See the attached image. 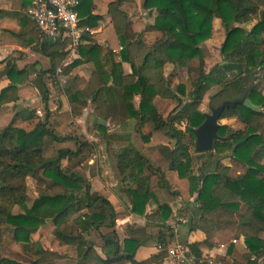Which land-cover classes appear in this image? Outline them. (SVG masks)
<instances>
[{"label": "trees", "instance_id": "16d2710c", "mask_svg": "<svg viewBox=\"0 0 264 264\" xmlns=\"http://www.w3.org/2000/svg\"><path fill=\"white\" fill-rule=\"evenodd\" d=\"M31 5L32 0H25L21 8ZM124 6L120 0L108 5L122 46L120 61L111 48L86 32L77 48L79 58L61 67L60 75L52 63L47 70H19L12 61L5 66L10 84L0 91V112L18 103L20 87L31 76L45 112L43 121L31 130L16 124L32 120L33 111L17 113L9 126L0 129V264H17L2 257L5 230L25 243L27 253L35 251L32 264H164L168 247L177 242L189 257L202 260L208 257L205 251L216 248V239L228 233L235 240L244 239V250L230 245L225 256L216 257L218 261L264 264V0H143L141 9L150 16L156 13L154 23L133 37ZM94 11L93 0H79L76 12L81 27L97 28L99 17ZM216 19L225 33L222 60L207 70L204 47L213 37ZM149 35L155 37L152 42L147 40ZM40 37L37 50L44 44H62ZM124 64L130 65V74H125ZM86 65V81L73 75ZM169 65L188 71L190 90L183 82L175 85V75L171 80L166 77ZM55 94L65 95L70 106L63 118L76 120L92 107L97 118L93 130L100 144L75 134L58 136L49 122L55 114L48 110ZM205 98L211 109L248 99L262 111L240 103L226 108L218 124L220 139L212 151L198 153L194 131L205 121L200 110ZM157 99L174 104L167 116L159 112ZM99 120L113 127L135 120L143 143L161 134L173 146L155 148L161 155L155 162L150 149L145 150L130 134L111 135L109 126L100 125ZM228 120L237 121L239 128L222 123ZM144 128L148 133H143ZM101 143L103 152L100 149L98 159L86 166L89 174L83 173V165L95 158ZM212 163L215 166L209 170ZM29 178L37 191L31 204ZM94 178L105 185L121 184L131 200V214L144 220V225L118 227L119 214L108 198L93 190ZM165 193L194 209L187 236L199 231L204 240L178 237L182 223L169 224L175 216ZM16 207L22 212L15 214ZM147 207H154L151 214H146ZM48 225L58 246L73 249L74 257L30 241L33 232ZM151 245L162 250L137 261L139 248Z\"/></svg>", "mask_w": 264, "mask_h": 264}, {"label": "crops", "instance_id": "0c3cea01", "mask_svg": "<svg viewBox=\"0 0 264 264\" xmlns=\"http://www.w3.org/2000/svg\"><path fill=\"white\" fill-rule=\"evenodd\" d=\"M33 1L34 0H32V3ZM113 1H116V0H93V4L95 6L94 14L99 17V21L97 22L98 24L97 28L89 29L91 31L89 33L98 44L111 48L113 54L116 56L117 61H120V53L122 50L119 52L118 50L122 46L120 45L117 35L115 33L113 23H112V17L109 14V7H108V5ZM120 1L124 2V5H125L124 8L127 10L129 14L130 25L128 28V33L132 37L134 35H132L130 32H132L133 34L135 33L131 29L132 22L133 23L143 22L145 26L153 25L154 17L156 13H154L153 16H150L148 12L142 10L141 5L143 3V0H120ZM24 2L25 0H0V91L10 84V81L4 75V69L8 61H12L13 63H15V66L19 70H23L27 67L28 68L34 67L37 70H47L50 68L51 63L57 69V68L66 66L72 63L74 60L79 58L78 52L73 51L69 44H61L60 46H57V47H50L48 44H44V46L42 47V50L40 48L39 50L36 49L37 43L40 42V38H41L40 33L35 23L29 18V16L26 13L27 10L31 6L24 8V9L21 8V5ZM130 4H133L137 7V11H136L137 16L142 14V17L138 16L136 18H132L133 15L131 14L129 10ZM145 14L148 17L147 20L144 18ZM216 23L220 24V21L217 19L214 20V26L216 25ZM117 55L119 56V60L117 58ZM123 66H124L125 74H130L131 73L130 65L124 64ZM87 69H89L88 65L80 67L73 72V75L79 74L80 77H82L83 80L86 81L89 78ZM34 77L35 76H31L30 80L25 85L20 87V96L22 98H23V95L21 94L24 90L27 91L28 89H31L32 87H34L30 82L32 79H34ZM55 95H59V94H55ZM59 96H60V99L57 100V98H53V95H52V98L49 101L50 105H53L56 103L55 105H57L58 110H60L59 113L58 111H56L58 114L69 112L70 106L68 104L66 96L65 95H59ZM25 100H28V99H25ZM9 105L5 106L4 108L8 107ZM84 113H86L88 119L94 118L93 110L91 109V106H88L86 109L83 110L82 116ZM223 122L224 121H222V123ZM83 123H86V122L84 121ZM135 123H136L135 120H128L127 122L118 126L114 131L117 133H120V135L121 134L123 135V133L121 132H129L133 128ZM105 125H108V124L105 122ZM119 185L121 184L113 183V184L107 185L106 187L105 185L102 184V187H101L102 191L97 189L98 190L97 192L100 191L99 192L100 194L108 198L113 204V206L115 207L117 213L120 215L121 212L118 211L116 205L113 203L111 197H109L108 195L111 189L118 187ZM119 193H120V190H119ZM121 195L123 199H120V200L123 203L127 202L126 204L128 207L126 208L128 209L127 211H124L126 213H124L123 216H119L118 226L123 227V226H126L127 224H133V223L144 225V220H140L131 214L132 203H131V200L128 198V195L125 193V191L124 193L121 192ZM165 195L169 197L171 201L176 202L177 205L180 207L179 208L177 206V208L175 209L173 207L175 218L171 219L169 221V224H171L172 226H175V223H176L175 220H178L183 224L185 220H188L189 218L192 217L191 215L194 210L191 209L188 202L185 203L180 198L170 196L167 193H165ZM187 208L190 210L189 214L185 213V209ZM153 210H154V207H147L146 214H151ZM180 213H182V216L180 215ZM178 237L182 238L181 235ZM204 239H205L204 234L199 231L190 234L188 237L189 242L202 241ZM233 240L228 242V244H226L227 245L226 249H221L220 246L222 244H219L218 246L219 249L216 246V248H214L212 251H205V253H212V252L215 253L216 252L217 254L216 257L225 256L226 251L230 245H238L241 247V249L244 250V239L243 238L238 239L237 244H233ZM180 247L186 251V255H187V250L185 249V247L177 242L175 244H172L170 247H168V257L165 260L164 264H179L176 259L169 256V250L177 249ZM160 251L161 250L158 249V246L157 247L154 245L143 246L139 248V250L137 251L136 260L139 262L148 260L150 257H152L153 255H156ZM223 264H234V263L230 262V263H223Z\"/></svg>", "mask_w": 264, "mask_h": 264}, {"label": "rangeland", "instance_id": "374dc122", "mask_svg": "<svg viewBox=\"0 0 264 264\" xmlns=\"http://www.w3.org/2000/svg\"><path fill=\"white\" fill-rule=\"evenodd\" d=\"M129 8H130L129 10H130L131 14L133 15L132 18H136L138 16L142 17V14L137 16V12H136L137 7L135 5L130 4ZM144 16H145L144 18L147 20L148 17L146 16V14ZM144 26H145V24L143 22H140V23H138V22L133 23L132 22L131 29L135 33L134 34L132 32H130V33L132 35H135L138 32H140L144 28ZM224 38H225V33H224L223 28L221 27V25L219 23H216V25L214 26L213 37L209 41L206 42L205 47H204L205 63H206V69L207 70H209L211 67H213L214 65L221 62L222 59L220 56V46H221L222 42L224 41ZM154 39H155L154 35H149L147 38V40L149 42H152ZM117 58L119 60L118 55H117ZM194 73L196 75H198L197 71H195ZM165 74H166V77H169L170 80H171V75H175L173 77V82L175 85H178L179 83L183 82L187 85L188 90L191 89V85H190V82L188 80V71L186 69H178V68H173L172 66H167L165 69ZM88 75H89V71H88ZM247 87H248V82L246 84H244L243 89H246ZM262 87H263V95H264V84ZM21 95H23V98L20 96V101L15 106H13L11 104L8 107L4 108L0 112V129H4L7 126H9L10 123L12 122L14 116L17 113H20L21 115H27L28 113H30L32 111L35 113L34 118L32 120H30L29 122H25V121L21 120L16 124L17 127H23L26 130H31L32 127L39 120L43 121V119H44L43 116L38 114V111H40L42 114L45 112L44 104L41 101V97H40L39 92H37V90L34 87H32L31 89H28L27 91L24 90ZM53 98H57V100H59L60 96L59 95H53ZM25 99H28V100H25ZM55 104H53L54 105L53 107L55 108L53 115L55 114V116L54 117L52 116L50 118L49 122L51 123L52 128L54 127V130L58 134V136L65 137L68 135L75 134V135L82 136L84 139H88L90 142H95V143L97 142L100 144V140L97 138L98 133L93 130V126L95 125V123L97 121V118L95 116L92 119H88L86 113H84L83 116H81L77 120H74L73 117H70V118L68 117L70 119L69 120L66 117L65 118L62 117V115L64 113H62L60 115L58 114L60 110H58V107ZM156 105H157L159 112L165 116L168 115V113L170 112V110L174 106V104H172L171 102L163 100V99H157ZM91 109H92V107H91ZM200 110L205 115H211L212 114V109L210 107V104H209V101L207 98L204 99ZM56 111H58V113ZM84 121L86 123H83ZM223 123L230 125L233 129H238L240 126L239 123L235 120H228V121H224ZM107 126H109V124ZM118 126H120V125H118ZM118 126H115V127L109 126V134L120 135V133H117L114 131ZM135 128H136V123L134 124L133 128L129 132H121V133H123V135L121 134V136L130 134L131 137L134 138L140 146L143 145L145 150L150 149L151 152L149 153V150H148V154L151 156V158L155 162L161 158V155L159 154V152L154 150L155 148H157L159 145H168V146H170V148H172L173 142L161 134H158L152 142H150L148 144L143 143L141 141V137L138 135V133H136ZM142 131L144 134L148 133L147 128H144ZM100 149H102L101 152H103V149H104L103 144L101 147L98 148L97 154H96L95 158L90 161V164L88 163V164L83 165V167L81 169V171L83 173L89 174V171L86 168V166L93 165V162L98 159ZM214 166H215V164L212 163V166L209 170H212ZM102 184L105 185V183L102 182L99 178H94L92 183H91L94 191H98L97 189L102 191L101 190ZM27 185L29 187L28 204H31L34 201V199L37 197L36 184L34 183V181L31 178H29V179H27ZM105 186L107 187V185H105ZM119 190H120V193H119ZM121 192L124 193V188L122 185H119L118 187L111 189L108 193L109 197H111L113 203L116 205L118 211L121 212L119 216H123L124 213H126L124 211H127V209H128V208H126V207H128L126 204L127 202L123 203L120 200V199H123ZM191 201H193V199ZM171 202H172L174 209L177 208V206H178L177 203L173 202V201H171ZM191 209L194 210L193 208H191ZM21 212H22V209L19 207H16L14 209L15 214L21 213ZM190 220H191V218H189L188 220H185V222H183L182 226L178 228L179 236L180 235L182 236V238H180L181 240L182 239L185 240L186 238L188 239V237H189V235L187 236V232L189 229L188 227L190 226ZM117 226H118V222H117ZM52 230H53V227L51 225L42 227L39 230L32 233V235L30 237V241L31 242H39L42 245V247L46 250L56 251V252L60 253L61 255H68L69 257H74L75 251L73 249H70V248L64 249V248H61L60 246H58L57 241L52 236ZM232 240H233V238H232L231 233L226 234L222 238H217L216 239L217 248H218L219 244H225L226 245V244H228V242H230ZM34 253H35V251H34ZM34 253L33 252L30 254L27 253L25 243H20V242L16 241L12 232L5 230V232H4V243H3V247H2V257L3 258H6L10 261H13L17 264H32V261L35 259ZM216 255H217L216 252L215 253L214 252L208 253L209 257H216Z\"/></svg>", "mask_w": 264, "mask_h": 264}, {"label": "built area", "instance_id": "2783aa9c", "mask_svg": "<svg viewBox=\"0 0 264 264\" xmlns=\"http://www.w3.org/2000/svg\"><path fill=\"white\" fill-rule=\"evenodd\" d=\"M78 6L79 0H34L26 13L45 40L69 44L73 51H77L84 33L91 32L88 28L80 26L76 12ZM121 50L122 47L118 52ZM61 72V68H58L57 74L60 75ZM62 82L64 81L62 80ZM48 110L53 114L55 108L49 103ZM38 114L43 116L40 111ZM233 244H237V240H233ZM220 248L226 249L227 245L222 244ZM158 249L162 250L161 247ZM169 256L176 259L179 264H223L216 257L208 256L202 260L187 257L186 251L181 247L170 249Z\"/></svg>", "mask_w": 264, "mask_h": 264}, {"label": "water", "instance_id": "95a60500", "mask_svg": "<svg viewBox=\"0 0 264 264\" xmlns=\"http://www.w3.org/2000/svg\"><path fill=\"white\" fill-rule=\"evenodd\" d=\"M237 103L243 104L246 108L261 112L262 109L254 106L248 99L224 102L220 107L212 109L211 115H205L204 123L194 131L196 137V151L198 153H206L213 150L214 143L220 139L218 136V124L221 121V116L226 108H234ZM100 125H105V121L99 120Z\"/></svg>", "mask_w": 264, "mask_h": 264}]
</instances>
